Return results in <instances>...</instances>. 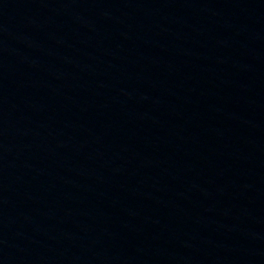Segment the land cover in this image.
<instances>
[{"label":"water","instance_id":"water-1","mask_svg":"<svg viewBox=\"0 0 264 264\" xmlns=\"http://www.w3.org/2000/svg\"><path fill=\"white\" fill-rule=\"evenodd\" d=\"M0 264H264V0H0Z\"/></svg>","mask_w":264,"mask_h":264}]
</instances>
